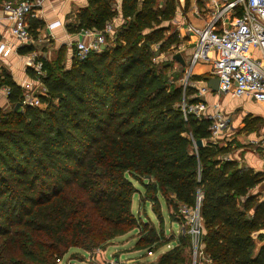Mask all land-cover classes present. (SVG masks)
<instances>
[{"label":"trees","instance_id":"1","mask_svg":"<svg viewBox=\"0 0 264 264\" xmlns=\"http://www.w3.org/2000/svg\"><path fill=\"white\" fill-rule=\"evenodd\" d=\"M86 2L68 32L101 31L118 16L122 24L105 35L104 49L74 57L68 68L62 54L40 59L37 106L25 105L21 86L0 73V87L9 89L8 107L0 108V264H57L72 248H105L135 230L134 250L153 254L173 245L153 264H182L190 254L183 207L198 208L201 264H264V245L257 249L252 238L264 230V195L251 192L264 172L225 158L231 146L214 142L209 120L184 119L182 105L199 101L196 88L177 83L182 67L174 73L154 60L179 42L165 24L176 1L121 0L118 9L115 0ZM27 24L35 39L42 23L28 17ZM256 122L246 117L244 131ZM134 182L156 224L134 213ZM159 197L169 224L184 228L177 239L166 233Z\"/></svg>","mask_w":264,"mask_h":264},{"label":"built area","instance_id":"2","mask_svg":"<svg viewBox=\"0 0 264 264\" xmlns=\"http://www.w3.org/2000/svg\"><path fill=\"white\" fill-rule=\"evenodd\" d=\"M44 1L19 0L18 3H3L2 16L10 24V34L20 44L29 46L33 43L28 33L27 18H35V12L41 8ZM210 9L211 17L205 26L198 29L189 25L186 28L188 34L196 37V42L189 63L184 69L185 80L191 76L193 67L204 61L210 63L211 77L218 79V92L230 93L232 97H249L264 105V0H211ZM55 26L57 24L52 23L48 27L52 29ZM112 31V22L106 24L101 31L81 30L79 34L87 41L74 43V57L83 60L91 52L101 51L105 44V35ZM7 53L4 45H0V54ZM26 62L36 78L22 85L25 91L24 104L32 107L39 104L31 93L42 87L39 78L43 77L44 71L40 58L35 54H27ZM0 90L7 98L9 89L0 87ZM209 90L207 86H203L193 98L199 99ZM38 92L43 93V87ZM208 109L207 104L200 99L196 103L182 105L185 120L187 115H191L196 119L210 121L209 130L216 142L220 134L229 128V121L224 118L218 104L214 105L213 114L209 113ZM180 213L193 224L188 233L192 236L199 235L201 227L198 208L191 211L183 207ZM259 236L264 241V230L252 235V238L258 240Z\"/></svg>","mask_w":264,"mask_h":264},{"label":"crops","instance_id":"3","mask_svg":"<svg viewBox=\"0 0 264 264\" xmlns=\"http://www.w3.org/2000/svg\"><path fill=\"white\" fill-rule=\"evenodd\" d=\"M13 3H18L19 0H7ZM161 1V0H159ZM176 1V12L175 17L170 23H165L172 27V32L175 31L178 34L179 42L173 48H180L178 51L174 52L175 55H180L181 62H178L179 67H182L183 70L189 63L190 54L186 53V50L180 51L182 44L185 43L186 46L183 45L182 49L190 48L194 49L196 37L192 34H188L186 31L187 26H193L189 23L188 16L191 15L197 22H200L198 26H205L206 23L210 20L211 17V0H175ZM6 2V1H5ZM121 0H115V9H118ZM4 0H0V45H4V49L8 50L7 54H0V73H6L18 84L23 85L24 83H30L32 80L28 76L27 69H31V67L26 62V55H22L19 53V49L23 47H31L33 51L32 54H35L38 58L42 59V61H51L55 60L57 57L62 54V61L65 64V67H69L71 65L72 60L74 59V43L77 41L86 42L87 39L82 37L79 33L73 34L68 32L69 26H75V12L78 9H82L87 5L86 0H45L40 9H38L35 14L37 19L40 23H42V27L37 30V35L35 39H33V43L29 46L22 45L18 42L16 38H14L9 31L10 24L3 18L2 16V5ZM52 23H56L52 29H49V25ZM122 24V19L118 16L114 19V26H119ZM194 27V26H193ZM181 30H183L185 35L182 36ZM193 38V40H192ZM190 46V47H189ZM174 57V55H173ZM209 68L206 71L194 72L193 75L195 77L200 76H208L209 79H213L211 75L209 76L210 72V63ZM192 75V73H191ZM192 75V76H193ZM196 82L195 88L198 90L203 86H207V81ZM198 84V85H197ZM220 93V92H217ZM211 93L207 92L206 94L202 95L199 99L202 100L210 106L218 104L219 109L222 113L226 115L230 122V127L232 126V120L230 119L233 113H237V116L233 120L235 126L239 124V128H244L245 124L244 121L246 117L250 116V118H258L263 119L264 117L255 116L251 113H245L240 109H227L223 102L217 97V95H211ZM223 94V93H220ZM249 98V97H246ZM252 100V99H251ZM254 101V100H253ZM261 104V103H260ZM263 105V104H261ZM264 106V105H263ZM8 107V100L4 93L0 90V108H7ZM209 112L211 109H208ZM250 162L253 163L247 164L248 167L252 168L256 172H263L264 170L261 169L262 164L261 162L256 164L255 159H251ZM264 168V167H263ZM264 188V187H263ZM252 194L261 193L264 195V189L261 190L259 187H255L252 191ZM168 211V209H167ZM169 214V211H168ZM167 214V215H168ZM177 225V226H176ZM176 226V230L173 228ZM183 230L180 225L172 224L173 231H180ZM258 240H255L257 242ZM168 250V249H167ZM165 249L159 251L154 256V260H156L159 255H161ZM257 252V251H256Z\"/></svg>","mask_w":264,"mask_h":264},{"label":"rangeland","instance_id":"4","mask_svg":"<svg viewBox=\"0 0 264 264\" xmlns=\"http://www.w3.org/2000/svg\"><path fill=\"white\" fill-rule=\"evenodd\" d=\"M188 20L191 25H193L194 27L198 29H201L203 27V25L198 26L200 22H197L194 18H192L191 15L188 16ZM112 23H114V21ZM172 27L174 28V26ZM172 27H171V32H172ZM180 32L182 36L185 35L184 34L185 32L183 30H181ZM183 45L186 46L185 43L182 44V47ZM153 47L158 48L157 45ZM182 47L180 51H183V53L186 50V53L190 54V52L193 50L192 47L190 46H189L190 48L184 47V50L182 49ZM179 49L180 48L178 49L169 48V50L162 52L154 60L156 62L163 61V62L170 63L172 65L171 70L174 73H177L180 71V68H179L178 63L173 59V55H175L174 52L178 51ZM208 68H209V64L207 62L201 61L193 67L191 73L193 75L194 72H200V71L207 72ZM184 72L185 71H183L182 79L177 81V83L179 84L181 83L183 86L191 85V87H195V85L191 82V79H190L192 75L186 81L184 77L185 75ZM209 75H210V72H209ZM38 90L41 91L42 87ZM208 92L211 93L210 90ZM33 93L31 94L33 95ZM211 95H217V97H220L219 99L223 102V105H225L227 109H231V108L237 109L238 108L245 113H251L255 116L264 117V106L261 105L260 103H257L251 100V98H246L243 96L242 97H232L230 93L220 94L217 92H212ZM213 108H214V105L213 106L211 105L209 108L211 109L209 113L213 114V111H214ZM223 116L225 119L228 120L225 113L223 114ZM236 116H237V113L236 112L233 113L232 117L230 118L232 120V126L230 127V122H229V128L225 129L220 134L219 139L216 140V143L221 142L220 144L222 146H226V145L231 146L230 153L225 157L228 160H235L240 165L244 167H248L247 164L253 165V163L250 162V160L255 159L256 164H258L257 161H259V163L261 162L262 164L261 169L263 170V167H264V120L256 118L258 122H256L255 125H253L252 127L253 129L251 133H247L244 131V128L242 129L239 128V124L237 126L234 125L233 120L235 119ZM195 143H194V148H196ZM134 185L136 189L140 191L139 192L140 194H137L134 196L133 206H132L134 213H139V215H141V214H144V212H146V214H148L149 218L153 221V223L156 224L158 221L155 218V214L152 211L151 204L150 203L146 205L142 204L143 199H144L143 187H140L139 184L136 182H134ZM258 187L259 189L263 190L264 181ZM159 198H160V211L162 215H164L165 217L164 218L165 223L169 225L167 228V232H166L168 234L172 232V225L171 223L169 224V219H168L169 214L167 211L166 201L162 197H159ZM176 226L173 227L175 230H176ZM191 226L193 227L192 222L186 219V222L184 223V228L186 227L189 231V229H191ZM180 227L184 230L182 226ZM200 227H201V223H200ZM183 230L180 229V231L178 232L174 231V235H175L174 239H177V236ZM259 232L260 231L254 233L253 235ZM139 235L140 234L138 233V230L129 232L125 235H121L119 237L114 238L105 248H92V249H88L87 251H84L78 248H72L67 252L66 255H64L61 258V260L57 264H153L157 262L158 258L154 260V256L156 255V253L152 254V253H145L144 251L134 250V246H135V243ZM189 235H190L189 260L182 264H201L200 259L202 257V254L200 252L199 240H198L200 234L197 236H192L191 234ZM262 245H264V241H262L261 239L256 242L257 249H259ZM172 246L173 245L166 246V248L164 249L165 250L170 249L172 248Z\"/></svg>","mask_w":264,"mask_h":264},{"label":"water","instance_id":"5","mask_svg":"<svg viewBox=\"0 0 264 264\" xmlns=\"http://www.w3.org/2000/svg\"><path fill=\"white\" fill-rule=\"evenodd\" d=\"M105 48V46H102L101 47V49H104ZM174 60H176V61H178V62H181L182 60L180 59V55H174ZM182 63V62H181ZM207 87H208V89H210V91H212V92H218V79L217 78H213V79H209L208 81H207ZM37 92H38V88L34 91V93H33V96H36V94H37ZM18 105H16V107H15V111L18 109ZM195 146H196V148H201V147H203V142L202 141H196V143H195ZM263 170H264V168H263Z\"/></svg>","mask_w":264,"mask_h":264}]
</instances>
